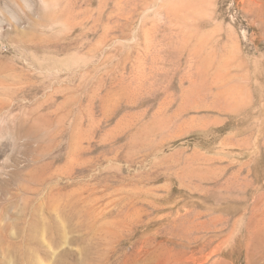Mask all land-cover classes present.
I'll list each match as a JSON object with an SVG mask.
<instances>
[{"label":"rangeland","instance_id":"obj_1","mask_svg":"<svg viewBox=\"0 0 264 264\" xmlns=\"http://www.w3.org/2000/svg\"><path fill=\"white\" fill-rule=\"evenodd\" d=\"M0 264H264V0H0Z\"/></svg>","mask_w":264,"mask_h":264}]
</instances>
